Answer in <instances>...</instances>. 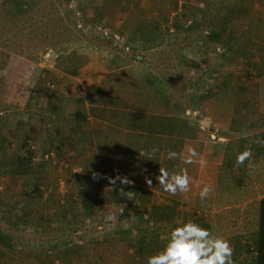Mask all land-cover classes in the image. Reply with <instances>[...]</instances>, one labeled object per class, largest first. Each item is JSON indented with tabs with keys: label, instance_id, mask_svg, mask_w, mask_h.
<instances>
[{
	"label": "rangeland",
	"instance_id": "374dc122",
	"mask_svg": "<svg viewBox=\"0 0 264 264\" xmlns=\"http://www.w3.org/2000/svg\"><path fill=\"white\" fill-rule=\"evenodd\" d=\"M214 1L211 9L220 7L224 13L230 8L231 1ZM137 3L142 13L158 20L146 40L135 34L132 19L139 12ZM130 4L123 9L118 0H27L15 29L9 16H2L8 12L0 7V170L13 162L11 155L20 144L29 142L38 156L31 163L38 167L47 162V190L56 187L58 200L66 204L68 184L78 175L89 182L99 179H94L92 154L96 153L101 175H126L134 181L128 188H149L145 177H150L152 203L175 205L174 220L192 219L212 229L230 241L235 264H254L258 202L264 197V151L252 155L251 167L248 161L237 166L236 157L246 149L252 152L250 143L264 138L260 107L263 103L264 109V75L255 76L258 63L264 64V0L244 2L246 20L221 29L223 36L231 34L230 47L217 35L208 39L209 28L198 11L183 17L189 4L204 6L199 0L165 3L167 21L153 8V0ZM177 13L180 28L174 25ZM7 27L15 41L8 37ZM183 57L197 63L180 62ZM171 82L177 83L183 95L174 93ZM223 82L225 86L219 88ZM215 86L219 89L209 95ZM57 94L83 100H67L60 112L49 103ZM202 94L207 96L202 99ZM252 102L254 108L258 106L260 125L243 115ZM198 107L204 112H197ZM78 109L83 110L85 121L77 117ZM124 114L127 118L121 119ZM181 114L198 125L205 120L208 130L201 131L199 126L197 134L187 135ZM149 132L143 138H149L147 147L136 146L141 139L137 134ZM220 137L226 143L219 142ZM186 145L196 148L203 165L167 159L169 151L179 153ZM153 147L159 151L152 160L140 155L151 153ZM82 148L85 153L74 161L73 155ZM174 161L176 168L171 164ZM160 166L171 171L187 168L191 190L175 196L164 192L156 180ZM25 181L24 176L0 171V227L13 235L11 247H2L0 264H127L142 240L163 246L174 221L150 218V205L138 214L145 206L135 207L134 200L120 199V181L114 190L104 181L105 201L96 204L99 210L94 217L78 222L65 211L51 222L54 229L61 227L59 234L69 235L64 239L59 234L44 235L23 219L12 226L5 217L14 202L25 200ZM205 184L212 185L214 192L201 201L199 192ZM123 206L124 212L118 214ZM109 213L118 214L116 226L127 234V245L119 244L117 251L88 243L103 238L110 227ZM128 223L130 227L125 228ZM67 244L80 245L82 251L92 249L90 256L79 258L74 247L66 253Z\"/></svg>",
	"mask_w": 264,
	"mask_h": 264
},
{
	"label": "trees",
	"instance_id": "16d2710c",
	"mask_svg": "<svg viewBox=\"0 0 264 264\" xmlns=\"http://www.w3.org/2000/svg\"><path fill=\"white\" fill-rule=\"evenodd\" d=\"M117 1V0H112ZM133 0H118L120 6L123 9H128L131 5L130 3ZM136 1V0H135ZM154 5L153 8H155L159 14L160 17H163V21H167L169 19V12H167L166 7L164 6L165 3L171 2V0H153ZM204 3V6H197L193 4H189V6L183 11V17H187L189 14L193 13L195 15V11H198V14L202 19H204V22L207 23V27L209 28V34L206 35L208 39H213L214 35L221 41H225L226 44L230 47L231 45V34L227 33V35L223 36L221 33V29L227 26L228 24L231 27H235L237 23L244 22L246 20L245 10L243 9V3L247 0H228L230 2V8L227 10H223L224 13H222V8H215L211 9L210 7L214 4V0H199ZM251 1V0H248ZM27 2V0H0V7L7 11L8 13H2V16H9L10 20L9 23H11V26L13 29L19 28L17 25V22H20L21 20V14L25 12L26 10L23 9L25 6L24 4ZM185 5V4H184ZM138 6L137 15L135 14L134 18L132 20L135 26V34L140 37V39L147 38V33L149 30H152V26H155V24L158 22L155 18H149L144 13L143 8ZM186 6V5H185ZM221 9V10H219ZM4 11V12H5ZM21 12V13H20ZM201 14H200V13ZM11 13V15H9ZM197 13V12H196ZM209 16V17H208ZM5 17V18H7ZM13 17V20H11ZM179 15L174 16V25L177 28H180L181 22L179 20ZM181 18V17H180ZM8 19V18H7ZM207 19H210V23L207 21ZM4 21V20H2ZM155 23V24H154ZM5 27V26H4ZM9 27V26H8ZM7 27V35L8 37L13 38L14 34H10V29ZM156 27V26H155ZM28 30V28H26ZM5 31V29H3ZM156 31V30H155ZM224 32V31H222ZM159 37V36H158ZM13 40V39H11ZM15 41V40H13ZM154 42H157L156 40ZM158 44V43H157ZM19 60H24L20 58ZM186 62L188 63H197L195 60H189L187 57H183L180 62ZM184 62V63H185ZM257 73L255 74L256 77L263 76L264 75V64L261 63L256 66ZM261 78V77H260ZM150 79L148 78V81ZM151 81V80H150ZM225 82L219 84V88L222 86H225ZM172 89L175 92L179 93V96L183 95L180 93V87L177 86L176 82H171ZM175 85V86H174ZM216 89H210L209 95L214 94L215 91H217L219 88L215 86ZM244 89H248V86H244ZM165 96V95H164ZM207 96V94H202L201 97L204 99ZM167 97L165 96V99ZM168 99V98H167ZM168 106L171 108L172 103H170L169 100H167ZM67 100L74 101V102H81L83 99L77 96H69L68 98L65 97L63 94H57L54 95L49 99L50 105H54L56 107V110L63 111L66 107ZM183 100L187 102V99L183 97ZM79 111L76 112L77 117L80 120L85 121L86 116L84 115L83 110L78 109ZM258 106L254 108L253 102L249 108L246 109V113L243 114L245 117V120L253 119L252 122H255L256 124L260 125V121L258 120V114H257ZM197 112H204V110L197 108ZM252 114V115H251ZM184 114H181L179 119H186L182 120L184 124V130L187 135L197 134V131H199V125L197 122H195L192 119H189L185 116V118L182 116ZM124 115H120L122 117L121 119H126L127 117H124ZM119 117V118H120ZM172 127H174V124H172ZM170 133H172L174 130H168ZM183 133V132H182ZM151 135V133H144V134H137L138 137H141L143 140L144 137ZM79 138L83 139V137L80 135ZM78 138H74V141ZM136 141L135 145L140 147H147L148 143V137L145 138L146 140ZM260 141H264V138L261 137ZM187 140V139H186ZM113 141V140H112ZM90 144H93L92 140H89ZM132 144V142H131ZM252 146V155H256L257 153H262L264 151V145L261 143H257V141L250 143ZM131 146V145H130ZM128 145H125V148H127ZM102 148V147H101ZM86 151V148H82L81 150L77 151L75 155H73L74 161H79L81 159V155L84 154ZM34 148L31 147V144L29 142L24 141L22 144H20L19 150L14 151L12 153L13 162H11L8 166H6L5 169H1L0 171H5L6 173H9L11 175H20L24 176L26 178V181L23 183V193H24V201L19 200L14 202L13 206L6 209L5 217L8 219V222L12 226L18 225L19 221L23 219L24 223H26L29 226H33L36 228H39L43 231L44 235L52 234L56 235L61 233L58 232L61 227H58L57 229H54L52 226V220L62 215L65 211L71 214V216L76 219L79 222V218H81V221L90 219V217H94L96 215V211H98L99 206H97V203H103L105 201V187H104V181L109 183L107 177L101 175L100 168L97 163L96 159V153H93V162H94V169L95 173L100 174L99 179L89 182L88 178L81 175H78L75 182L73 184H70L69 182V190L67 191V201L66 204H61L58 200L59 193L57 192V188L48 191L47 190V183L44 181V166L47 164V162H42L39 164L38 167H35L32 162V156L34 154ZM118 154V153H117ZM95 157V159H94ZM87 161V159H86ZM174 168L178 165L175 164V161L171 163ZM118 165V164H117ZM171 165V166H172ZM171 172V170H169ZM125 191H134V203L135 207L138 206H145L144 210L137 211L138 214H144L146 212V206L150 205L151 211L149 212L148 216L150 218H153L155 221L159 220H174L175 216L177 214V207L170 203H163V204H156L152 203V196L153 191L147 187L143 186H136V188L132 187L128 188V185H123ZM45 193L47 196L45 197ZM120 199H126L125 197H122L120 195ZM44 198V199H43ZM38 203H42V207H38ZM60 203V204H59ZM56 205L59 207L57 208ZM103 205V204H102ZM15 206V207H14ZM91 207V208H89ZM258 223L257 228L254 232L253 237V243H254V256H253V263L254 264H264V197H262L259 201V207H258ZM117 224V222H116ZM76 225V224H75ZM127 225H130L129 223ZM61 235V236H60ZM69 234H59V238L67 237ZM126 231L117 225L114 229L109 227L106 229L105 234L101 240H95L96 242H88V243H98L102 247L106 248L109 247L112 251L116 250L117 247L122 245H127V238H126ZM13 236V235H12ZM11 234L5 230H3L0 227V252L3 251L2 247L8 248L11 247ZM46 237V236H45ZM44 237V238H45ZM146 240H142V242L136 247V250L133 252L134 255L131 256V260L129 259L127 264H146V259L149 255L155 253L157 250L161 249L163 246L158 245H150L145 244ZM86 243V247L87 244ZM151 243V242H150ZM120 244V245H119ZM76 249V254L79 258H82L83 255L86 257L90 256V250L88 252V248L84 251L81 250L82 246L80 245H68L65 247L64 251L66 253L70 252L72 248Z\"/></svg>",
	"mask_w": 264,
	"mask_h": 264
},
{
	"label": "clouds",
	"instance_id": "9594fccd",
	"mask_svg": "<svg viewBox=\"0 0 264 264\" xmlns=\"http://www.w3.org/2000/svg\"><path fill=\"white\" fill-rule=\"evenodd\" d=\"M199 126L201 131H207L209 128L205 120H201ZM213 139H216L215 134H213ZM219 142L226 143V140L220 137ZM257 143L264 144V141H257ZM157 151L159 149L153 147L151 153L140 152V155L152 160ZM251 158L252 152L246 149L237 154L236 165L242 166L248 161L249 167H251ZM167 159H179L183 164H204L203 157L195 147L190 145H186L185 150L179 153L169 151ZM99 176L100 174H95L94 179L99 178ZM107 179L112 190H114L117 181H120L121 185L134 184V181L129 179L128 176H121L119 173L115 177H107ZM156 180L164 192L173 196L186 194L191 190L192 178L189 176L187 168H177L170 172L160 166ZM145 181L147 186L151 188L152 179L146 176ZM213 192V186L205 184L199 192L201 201L207 200ZM119 193L128 200H135L134 191H125L124 187H120ZM123 212L124 206L119 209L118 214ZM118 214L109 213L106 217L112 229L116 227ZM124 227L128 228L130 225L125 224ZM233 256L234 249L230 241L222 235L215 233L212 229L203 227L192 219H176L169 225L163 247L149 255L146 264H235Z\"/></svg>",
	"mask_w": 264,
	"mask_h": 264
},
{
	"label": "built area",
	"instance_id": "2783aa9c",
	"mask_svg": "<svg viewBox=\"0 0 264 264\" xmlns=\"http://www.w3.org/2000/svg\"><path fill=\"white\" fill-rule=\"evenodd\" d=\"M43 156V155H42ZM49 156V153L48 152H46L45 154H44V157H48ZM32 159L33 160H37L38 159V156H37V152L35 151L34 152V154H33V156H32Z\"/></svg>",
	"mask_w": 264,
	"mask_h": 264
},
{
	"label": "crops",
	"instance_id": "0c3cea01",
	"mask_svg": "<svg viewBox=\"0 0 264 264\" xmlns=\"http://www.w3.org/2000/svg\"><path fill=\"white\" fill-rule=\"evenodd\" d=\"M263 80V77L260 78V80ZM260 107H261V110L263 111L264 113V109H263V103H260ZM261 133L264 134V125L261 126ZM264 145V144H263ZM258 206H259V202H258Z\"/></svg>",
	"mask_w": 264,
	"mask_h": 264
}]
</instances>
